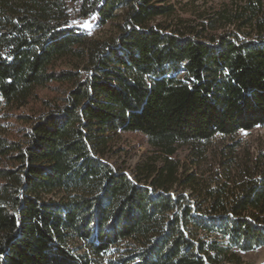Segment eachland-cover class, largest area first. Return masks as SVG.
<instances>
[{
	"label": "trees",
	"instance_id": "1",
	"mask_svg": "<svg viewBox=\"0 0 264 264\" xmlns=\"http://www.w3.org/2000/svg\"><path fill=\"white\" fill-rule=\"evenodd\" d=\"M234 1L215 34L164 0H0V264H243L264 246V148L210 181L180 157L264 125V0ZM120 132L157 151L145 180L108 160Z\"/></svg>",
	"mask_w": 264,
	"mask_h": 264
},
{
	"label": "rangeland",
	"instance_id": "2",
	"mask_svg": "<svg viewBox=\"0 0 264 264\" xmlns=\"http://www.w3.org/2000/svg\"><path fill=\"white\" fill-rule=\"evenodd\" d=\"M172 4L175 14L167 18L181 27L202 28L205 24L208 33H219L231 30L228 18L232 16L237 1L234 0H164ZM211 22L213 25H209ZM82 25L88 26L92 36H102L109 32V25L97 26L93 20L82 21ZM94 24V25H93ZM208 24V25H207ZM204 32V31H203ZM204 33H207L206 31ZM57 84L45 88H39V96L49 98L57 96L55 88ZM37 107H39V102ZM34 104V103H33ZM5 108V106H4ZM2 110H6V109ZM8 111V109H7ZM30 111V106L21 110ZM14 120V119H13ZM264 148V125L256 126L250 130H241L235 135L215 140L207 153L202 155L189 154L185 151L180 157L185 161L183 171H194L202 180L210 181L215 177L225 179L223 168H228L231 177H236L243 166H251L252 159L259 149ZM158 159L154 150L142 133L117 134L112 143L108 160L115 166L124 169L134 180H145L147 168ZM197 159V163H193ZM141 168L140 175H135L137 167ZM177 188H179L177 186ZM188 191V189H185ZM243 264H264V246L255 250L242 252Z\"/></svg>",
	"mask_w": 264,
	"mask_h": 264
}]
</instances>
